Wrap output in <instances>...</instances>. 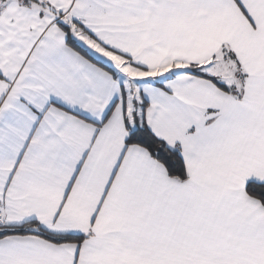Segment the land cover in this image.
I'll return each instance as SVG.
<instances>
[{
  "label": "snow or ice",
  "instance_id": "1",
  "mask_svg": "<svg viewBox=\"0 0 264 264\" xmlns=\"http://www.w3.org/2000/svg\"><path fill=\"white\" fill-rule=\"evenodd\" d=\"M0 264H264V0H0Z\"/></svg>",
  "mask_w": 264,
  "mask_h": 264
}]
</instances>
